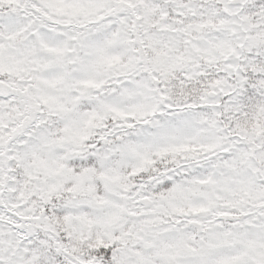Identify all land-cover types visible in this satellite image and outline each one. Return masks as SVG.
<instances>
[{"label":"snow or ice","instance_id":"snow-or-ice-1","mask_svg":"<svg viewBox=\"0 0 264 264\" xmlns=\"http://www.w3.org/2000/svg\"><path fill=\"white\" fill-rule=\"evenodd\" d=\"M0 264H264V0H0Z\"/></svg>","mask_w":264,"mask_h":264}]
</instances>
